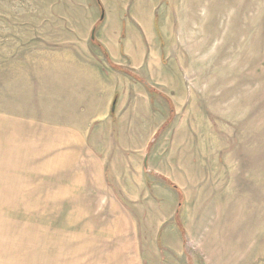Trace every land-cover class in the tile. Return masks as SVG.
<instances>
[{"label": "rangeland", "instance_id": "rangeland-1", "mask_svg": "<svg viewBox=\"0 0 264 264\" xmlns=\"http://www.w3.org/2000/svg\"><path fill=\"white\" fill-rule=\"evenodd\" d=\"M99 2L0 0V264H264V0Z\"/></svg>", "mask_w": 264, "mask_h": 264}, {"label": "crops", "instance_id": "crops-1", "mask_svg": "<svg viewBox=\"0 0 264 264\" xmlns=\"http://www.w3.org/2000/svg\"><path fill=\"white\" fill-rule=\"evenodd\" d=\"M96 3H97V2H96ZM100 9H102V7H101ZM102 12H103V10H101L100 15H101ZM103 18H104V16H103ZM103 18L100 19V16H99V19H98L97 22L94 24L95 30H96L98 24L103 20ZM94 27H93V28H94ZM93 28H92V29H93ZM91 31H92V30H91ZM90 34H91V32H90ZM90 37H91V36L89 35V41H90V43H92V44L95 45V46H98V48L100 49L101 53H102L103 56L105 57L106 62H107L108 64H110L111 66H113L112 60L110 59V55L108 54V52L106 51V49L104 48V46H103V45L98 41V39L95 37V31H94V39L92 40ZM142 83H143V82H142ZM143 84H144V83H143ZM144 85H145V84H144ZM145 86H146V85H145ZM146 88H147V87H146ZM147 89H148L149 91H151V92H154V91H155L154 88H153L152 86H151L150 89H149V88H147ZM115 93L118 94L117 91L114 92V94H112V97H111V99H110V102H109V104H108V107L105 109V112H104V118H106V116H109V117H110V121H108L109 124H110L111 121L114 122V121L116 120L115 110H116V105H117L118 97H117V100H116V105H115L114 113H113V115L110 114V105H111V102H112V99H113ZM86 113H88V112L86 111ZM167 119H168V118H167ZM167 119H166L165 121H167ZM96 120H97V118L94 117V118L91 120V123L89 122V123H86V124H85L84 128L86 129L87 132L90 131L91 127L93 126V122L96 121ZM112 122H111V123H112ZM167 123H168V122H167ZM161 125H162V124H161ZM161 125H160V126H161ZM58 127H59L61 130H64V131H68V130L72 129V126H71L70 124H68V123L61 124V126H58ZM159 128H160V127H159ZM159 128L157 129V131L155 132V134L158 133ZM72 134H75V135H81V134H79L76 130H73V133H72ZM150 146H151V143L148 144V145L146 146V148H149ZM148 150H149V149H148ZM145 154H147V160H148V151H147V150L144 152V155H143V161H142V163H143V168L145 169V172H146V173H152V174H154L153 171L147 169V166H146V167L144 166V156H145ZM166 182L168 183V182H170V181H168V179H166ZM170 183H171V182H170Z\"/></svg>", "mask_w": 264, "mask_h": 264}, {"label": "water", "instance_id": "water-1", "mask_svg": "<svg viewBox=\"0 0 264 264\" xmlns=\"http://www.w3.org/2000/svg\"><path fill=\"white\" fill-rule=\"evenodd\" d=\"M103 16H104V14L102 12L100 15V19H102ZM155 24H156V20H155ZM94 31H95V27L92 29L91 34H90V36H91L90 38L92 40L94 39ZM142 82L146 85L147 88H149V89L151 88V86L147 82H145V81H142ZM117 97H118V94L115 93V95L112 99L111 105H110V114L111 115H113V113H114ZM144 166L145 167L147 166V154H145V156H144Z\"/></svg>", "mask_w": 264, "mask_h": 264}, {"label": "trees", "instance_id": "trees-1", "mask_svg": "<svg viewBox=\"0 0 264 264\" xmlns=\"http://www.w3.org/2000/svg\"><path fill=\"white\" fill-rule=\"evenodd\" d=\"M97 4L100 6V8L102 7L99 0H96ZM170 184V182H168Z\"/></svg>", "mask_w": 264, "mask_h": 264}]
</instances>
